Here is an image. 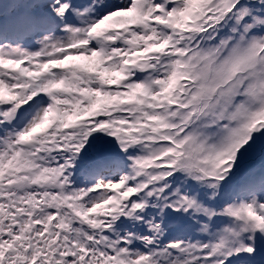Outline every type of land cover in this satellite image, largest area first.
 Instances as JSON below:
<instances>
[{"label": "snow or ice", "instance_id": "1", "mask_svg": "<svg viewBox=\"0 0 264 264\" xmlns=\"http://www.w3.org/2000/svg\"><path fill=\"white\" fill-rule=\"evenodd\" d=\"M0 264H264V0H0Z\"/></svg>", "mask_w": 264, "mask_h": 264}]
</instances>
